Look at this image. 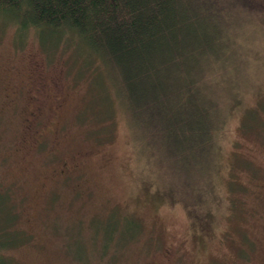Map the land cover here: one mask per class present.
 I'll return each mask as SVG.
<instances>
[{"label": "rangeland", "instance_id": "obj_1", "mask_svg": "<svg viewBox=\"0 0 264 264\" xmlns=\"http://www.w3.org/2000/svg\"><path fill=\"white\" fill-rule=\"evenodd\" d=\"M211 1L237 22V47L232 40L217 77L223 123L213 175H199L193 194L191 173L168 164L169 151L150 156L131 143L97 60L80 75L85 62L70 39L43 47L0 26L2 264H160L167 249L174 264H212L192 259L186 242L207 220L241 223L248 255L261 250L264 0Z\"/></svg>", "mask_w": 264, "mask_h": 264}, {"label": "trees", "instance_id": "obj_2", "mask_svg": "<svg viewBox=\"0 0 264 264\" xmlns=\"http://www.w3.org/2000/svg\"><path fill=\"white\" fill-rule=\"evenodd\" d=\"M0 26H12L17 41L30 32L43 47L73 41L85 62L78 74L99 62V85L107 83L110 107L114 102L127 118L134 147L150 156L169 151L168 164L191 173L185 189L192 194L199 175L210 181L223 123L218 72L232 59V40L237 47V22L225 6L211 0H0ZM209 221L198 228L209 230ZM1 256L0 250V264Z\"/></svg>", "mask_w": 264, "mask_h": 264}, {"label": "flooded vegetation", "instance_id": "obj_3", "mask_svg": "<svg viewBox=\"0 0 264 264\" xmlns=\"http://www.w3.org/2000/svg\"><path fill=\"white\" fill-rule=\"evenodd\" d=\"M224 226L226 228L220 229V226L214 224V227L205 232L197 228L187 235L186 242L191 246L192 259L196 258V260H203L207 263L212 261V264H264V245L260 247L261 250H255L248 255L246 231L241 223L240 225L235 223L237 229L230 228L228 225ZM261 239H264V236L259 238V242L262 241ZM254 242L255 240H251V243ZM225 249L230 252L218 254L219 250L224 251ZM171 251V249L165 250L163 255L166 260L161 261L160 264H174V260H169Z\"/></svg>", "mask_w": 264, "mask_h": 264}]
</instances>
